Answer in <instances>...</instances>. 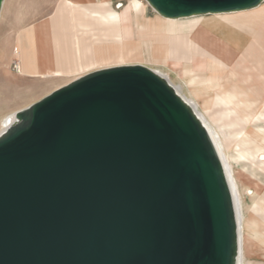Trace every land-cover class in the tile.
<instances>
[{"label":"water","instance_id":"water-1","mask_svg":"<svg viewBox=\"0 0 264 264\" xmlns=\"http://www.w3.org/2000/svg\"><path fill=\"white\" fill-rule=\"evenodd\" d=\"M146 1L175 18L262 0ZM16 116L0 135V264H234L221 163L159 74L94 70Z\"/></svg>","mask_w":264,"mask_h":264},{"label":"bare ground","instance_id":"bare-ground-1","mask_svg":"<svg viewBox=\"0 0 264 264\" xmlns=\"http://www.w3.org/2000/svg\"><path fill=\"white\" fill-rule=\"evenodd\" d=\"M106 6V3L64 0L56 16L34 27L38 38L37 54L28 61V73L53 77L111 60L157 61L161 57L166 64L168 59H175L185 66L184 73L192 76L193 81L217 88L216 103L225 106L221 114L234 126V137L240 138L238 152L251 163L252 176H256V170L264 172V160L258 157L264 152V146L255 144L258 140L264 143V129L257 128L258 122L264 120V111H257L260 98L252 96L258 86L264 88V5L251 11L243 10L256 6L235 10L241 12L230 15L208 13L213 16L201 20L178 21L174 19L185 17L161 16L173 20L156 22L142 20L137 0H130L121 12L110 11ZM197 15L204 14L187 17ZM189 64L191 68H187ZM204 70L207 76H203ZM183 101L199 120L221 163L233 202L234 264H241L244 239L240 226L247 208L242 194L249 189L238 185L222 134L197 110L195 101L191 104L201 120L194 108ZM18 121L16 112L6 116L1 122L0 135ZM249 191L254 201L258 193Z\"/></svg>","mask_w":264,"mask_h":264},{"label":"rangeland","instance_id":"rangeland-1","mask_svg":"<svg viewBox=\"0 0 264 264\" xmlns=\"http://www.w3.org/2000/svg\"><path fill=\"white\" fill-rule=\"evenodd\" d=\"M63 1L64 0H2L0 6V127L2 120L6 116L26 109L43 96L84 74L101 68L118 65L140 64L146 66L159 74L174 91L176 90L178 96L190 104L192 108L194 107L191 101H195L198 104L197 110L206 116L209 123L222 134L227 143L225 151L234 165L239 187L253 190L254 193H258L254 201L259 211H255L256 209H254V201L252 200L253 194L249 190L242 194L243 203L247 208L242 216L243 219L240 226V232L245 241H243L242 244L241 264H264V172L256 170V176H252L251 163L238 152L237 148L239 147L240 138L239 136L234 137V126H232L229 120L221 114L225 106L216 103V96L219 95L216 87L211 89L202 82L193 81L191 78L192 76L190 77L189 74L184 73V65L176 63V60L171 58L167 60L166 64H163L161 57H159L157 61L134 58L105 61L99 64L95 63L69 74L53 77H44L39 74L28 73V70L25 69L15 71L12 68V62L18 59L15 54L16 47L21 49L19 43H22V52H24V55L27 57H24V60L26 59L27 62L30 57L37 54L38 38L34 27L56 16L57 10ZM69 1L77 3H106L109 9L121 12L130 0ZM137 1L140 4V16L142 20L154 22L173 20L161 17L162 15L157 13L145 0ZM261 5H264V1L252 9L243 11H251ZM238 12L241 11L216 14L230 15ZM212 16V14L204 13V15L185 16V18L174 20H201L211 18ZM191 67L190 64L187 65V68ZM219 73L221 74V72ZM207 75V71L204 70L203 76ZM252 96L256 99L260 98L257 104V111L263 112L264 88L258 86ZM193 110L199 117L195 108ZM249 128L250 125L247 127V130H249ZM257 128L264 129V120L258 122ZM255 144L257 147L263 148L264 146L261 140H258ZM258 157L264 160V152L260 153Z\"/></svg>","mask_w":264,"mask_h":264},{"label":"crops","instance_id":"crops-1","mask_svg":"<svg viewBox=\"0 0 264 264\" xmlns=\"http://www.w3.org/2000/svg\"><path fill=\"white\" fill-rule=\"evenodd\" d=\"M106 8L110 11H113V12H118V11H115V10H112V9H109L107 6ZM19 45H21V49L16 47V50H15V54H16V57L18 58V61H19V64H20V69H25V70H28L30 71V65L29 63L26 61V59L24 60V52H22V43H19ZM25 61V62H24ZM256 210L255 211H259V208L258 206L256 205ZM263 225V224H262ZM249 238V237H248ZM245 242V241H244Z\"/></svg>","mask_w":264,"mask_h":264},{"label":"built area","instance_id":"built-area-1","mask_svg":"<svg viewBox=\"0 0 264 264\" xmlns=\"http://www.w3.org/2000/svg\"><path fill=\"white\" fill-rule=\"evenodd\" d=\"M12 68L15 70V71H19V61L18 59L17 60H14L12 62Z\"/></svg>","mask_w":264,"mask_h":264}]
</instances>
